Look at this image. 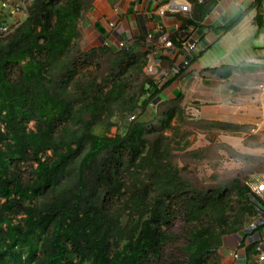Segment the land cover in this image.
<instances>
[{
    "label": "trees",
    "instance_id": "obj_1",
    "mask_svg": "<svg viewBox=\"0 0 264 264\" xmlns=\"http://www.w3.org/2000/svg\"><path fill=\"white\" fill-rule=\"evenodd\" d=\"M23 2L15 25L0 8V264H220L230 234L242 236L239 264H264L258 242L245 244L255 215L247 176L195 184L175 159L204 156L189 148V124L250 125L197 118L183 93L163 96L172 78L155 84L144 49L78 46L93 0ZM192 2L203 18L216 0ZM238 68L206 70L232 86ZM177 239L175 260L167 250Z\"/></svg>",
    "mask_w": 264,
    "mask_h": 264
},
{
    "label": "rangeland",
    "instance_id": "obj_2",
    "mask_svg": "<svg viewBox=\"0 0 264 264\" xmlns=\"http://www.w3.org/2000/svg\"><path fill=\"white\" fill-rule=\"evenodd\" d=\"M93 1L94 5H100L105 1L108 4L107 0ZM125 1L129 2L130 0ZM261 3H263L262 9L260 10V14L262 15L261 22L255 19L256 23L253 25L249 23L250 18L256 14L255 9H249L241 17L240 20L242 21L237 25L235 30L232 29L233 31H231L228 29L225 32L220 31V35L223 36L217 40L215 47H212L213 50L211 52L213 53L205 51L200 58L204 62L202 64L203 67L207 65V60H212L216 57L214 54L218 55L224 52V50H228L229 53L225 54L226 56L224 58L222 57V61L241 64L242 69L237 72L240 77L244 80L247 77L251 85L264 81V0ZM23 4V0L15 1L14 7L19 6L16 12L24 11L21 7ZM223 9L222 3H219L213 10L214 12H218L223 11ZM258 23H260V27ZM80 41L81 39H78V46L83 48ZM219 46H222V48ZM103 59L105 60V58ZM100 62L102 64L103 60H100ZM208 64L211 65L212 63L208 62ZM192 65L195 69L199 66L197 61ZM100 71L101 69L96 73ZM195 74V79H193V75H189L183 80L180 79L179 83H177V92L179 91L178 88H181L185 93L186 98L183 102L187 104V110L197 118L214 119L218 117L221 118L219 119L221 121H225L224 119H226L227 122L240 123L235 118L233 119V111L231 115L227 114L228 103L232 98L237 100L235 98L236 87H230L226 83H222L219 78H214L207 70H204V75L201 77L197 76V73ZM204 77L210 78V81H206ZM186 83L190 84L187 90L183 87ZM230 83L235 86L240 85L238 77ZM262 86L260 85L255 90L263 92ZM171 88H174V86L171 85ZM253 98L254 104L260 102L255 96ZM216 104L220 107L221 113L219 114L217 113ZM253 116V123H240L249 124V127H242L237 131H226L206 125H200L199 127L198 125L189 124L190 127L196 128L193 131L194 135L190 138V141L192 140L193 142H190L189 148L193 152L198 147H204L205 151L204 156H199V158L188 154L189 151L176 156L175 159H179L182 164L184 162V164L189 165L188 169L182 171L183 176L195 182V184H204L205 186L230 179L236 175H246L247 183L255 177L260 178L264 174V123H261L264 119H259V115L255 116L253 114ZM116 132V127H112L109 134L114 135ZM213 175L216 177H212ZM182 226L183 223L177 221L172 231L179 233ZM181 245V241L178 240L167 250L168 254L175 260L182 257L179 251Z\"/></svg>",
    "mask_w": 264,
    "mask_h": 264
},
{
    "label": "crops",
    "instance_id": "obj_3",
    "mask_svg": "<svg viewBox=\"0 0 264 264\" xmlns=\"http://www.w3.org/2000/svg\"><path fill=\"white\" fill-rule=\"evenodd\" d=\"M15 1L16 0H11L13 4L15 3ZM107 1L108 4L106 3V1L100 5L95 4L83 15V17L79 21V27L81 30L80 42L83 45L84 49L99 46L102 44L104 45L105 43H107V46L116 47L115 40L113 39L114 34H119L118 37L126 41L128 44L132 45L135 49H140L143 46L142 39L144 33L149 31L156 33L158 31L157 26L159 24L163 25L166 30L170 31L172 36H175V34L177 33L175 29L176 27H178L189 35H192L194 37L197 36L200 41V49H198L197 52L193 53L191 61L188 65L178 68V72L173 76L174 78L172 77L171 79L172 82L170 84H167V86L162 91L163 96L170 97L176 94L178 85L177 83H179L180 79L183 80L189 75H193V79H195V73H197V76L201 77L202 75H204V70H206V68L216 67L222 64L239 65V68L233 71L232 75L228 78V82H231L236 77H238L240 85L235 86L234 84L230 83L232 84V86L236 87L235 98L237 100H234L232 98L228 103L227 114L231 115V112L233 111V119L235 118L240 123H253V114H255V116L259 115V119L261 120L264 119V90L263 92L255 90L259 88L260 85H264V81L258 82L255 85H251L250 82H248L247 77L245 78V80L240 77L237 72L242 69L241 64H233L230 62L222 61V59L226 56L225 54L229 53L228 50H224V52L218 55L214 54V56H216L215 58H213L212 60H207L206 64L208 66L206 65L205 67H203L202 64L204 62L200 60L203 53L205 51L211 52L213 50L212 47H215L217 40L223 36L220 35V31L225 32L226 30L228 31V29L231 31H233L232 29H236L237 25L242 21L240 20L241 17L249 9H253L252 4L254 0H216L214 7L219 3H222V7L224 8L223 11L214 12L213 7L211 11L203 18L198 17V15L194 16V5L192 2L193 0H186L191 4L190 12H180L174 14L169 13V15L165 17H161L156 13V7L161 5V0H159L156 5L152 2H147V0H130L129 2H126L125 0ZM262 4L263 3H261L260 10L262 9ZM24 16V11H18L13 14L10 19L13 21H18L22 20ZM254 16L255 15L250 18L249 23L251 25L256 23ZM109 22L115 23V27L113 28V30L110 29ZM219 47L222 48V46ZM177 55L178 56L176 57V61H178L181 57V54L178 53ZM196 61L199 66L195 69L193 68L194 66L192 64ZM208 62H211L212 64L209 65ZM160 64L164 65V61H161ZM176 64L177 63H175L174 61H171L170 67H173ZM204 78L206 81L210 79L207 77ZM171 85H173L174 88H171ZM189 86L190 84L186 83L183 87L187 90ZM178 89L179 92L184 94L185 99L186 97L184 91L181 88ZM254 96L258 101H260L259 103H253ZM196 104L198 105V103ZM215 106L218 110L217 113H221L218 104H216ZM214 119L219 120L221 118L217 117ZM224 120L226 121V119ZM261 123H264V120ZM241 240V234H230L223 237V245L219 250V253L221 254L220 264H237L232 260L230 251L233 250V248L238 247V245L241 243Z\"/></svg>",
    "mask_w": 264,
    "mask_h": 264
},
{
    "label": "built area",
    "instance_id": "obj_4",
    "mask_svg": "<svg viewBox=\"0 0 264 264\" xmlns=\"http://www.w3.org/2000/svg\"><path fill=\"white\" fill-rule=\"evenodd\" d=\"M197 2H202L206 0H196ZM11 0H0V8L3 12L9 15L16 13L17 8L10 4ZM147 2H152L155 5L159 0H147ZM161 5L156 7V13L165 17L169 13H188L191 10V4L186 0H161ZM17 21H12V24H16ZM8 25H1L0 31L4 32L7 30ZM110 29L113 30L115 27L114 22H109ZM158 31L156 33L149 31L143 35V46L140 49L147 51V62L143 66L145 73L152 75L155 84L161 86L163 83L171 79L177 72L179 67H184L189 64L193 53L200 49V41L197 36L189 35L182 29L176 27V34L172 36L171 32L166 30L163 25L159 24ZM115 40V46L122 49H135L132 45L128 44L126 41L118 37V34L113 35ZM107 45V43H105ZM181 54V57L176 61L177 54ZM169 59L177 63L173 67L164 68L160 64L162 59ZM264 90V85L262 86ZM134 116H130L128 120H132ZM250 188V200L252 201L255 209V215L247 223L243 232L245 236V244L252 241H257L258 253L256 255V260L259 263L264 262V226L261 229H257V226L264 224V205L261 201H264V174L258 178H253L248 182ZM240 243V242H239ZM245 247L238 245V247L233 248L230 251V256L234 262L239 264L241 261L245 262L244 255Z\"/></svg>",
    "mask_w": 264,
    "mask_h": 264
}]
</instances>
